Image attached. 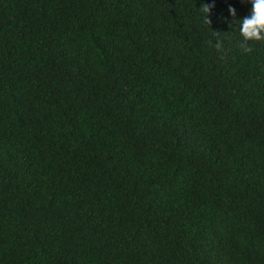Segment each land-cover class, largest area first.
Listing matches in <instances>:
<instances>
[{"label": "trees", "instance_id": "obj_1", "mask_svg": "<svg viewBox=\"0 0 264 264\" xmlns=\"http://www.w3.org/2000/svg\"><path fill=\"white\" fill-rule=\"evenodd\" d=\"M229 7L0 0V264H264V42Z\"/></svg>", "mask_w": 264, "mask_h": 264}, {"label": "clouds", "instance_id": "obj_2", "mask_svg": "<svg viewBox=\"0 0 264 264\" xmlns=\"http://www.w3.org/2000/svg\"><path fill=\"white\" fill-rule=\"evenodd\" d=\"M250 3L253 6L252 13L242 19L238 18L235 7H229L233 22L239 28L242 37L240 47L244 52L252 51L250 42H264V0H250ZM216 46L220 47V44L217 43Z\"/></svg>", "mask_w": 264, "mask_h": 264}]
</instances>
